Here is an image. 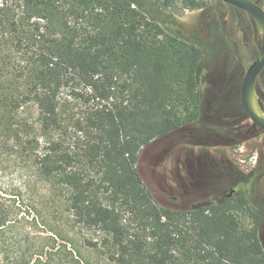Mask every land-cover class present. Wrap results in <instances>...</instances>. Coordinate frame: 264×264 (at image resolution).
I'll list each match as a JSON object with an SVG mask.
<instances>
[{
	"label": "trees",
	"instance_id": "16d2710c",
	"mask_svg": "<svg viewBox=\"0 0 264 264\" xmlns=\"http://www.w3.org/2000/svg\"><path fill=\"white\" fill-rule=\"evenodd\" d=\"M204 58L136 0H0V264H63L47 251L61 216L105 234L116 264H264L249 196L174 209L138 168L202 118Z\"/></svg>",
	"mask_w": 264,
	"mask_h": 264
},
{
	"label": "rangeland",
	"instance_id": "374dc122",
	"mask_svg": "<svg viewBox=\"0 0 264 264\" xmlns=\"http://www.w3.org/2000/svg\"><path fill=\"white\" fill-rule=\"evenodd\" d=\"M136 1L166 30L205 50L202 118L142 148L138 168L144 181L160 203L174 209L188 210L204 200L220 202L232 192V197L249 196L264 216V129L251 120L241 100L246 71L264 51V34L246 11L222 0H203L205 6L195 10H166L156 0ZM253 1L264 8V0ZM257 88L264 112V70ZM55 225L63 236L55 237L56 248L47 251L59 249L56 257L63 264H116L100 230L73 227L64 216ZM49 229L42 225L31 231L46 235ZM261 238L264 245V223Z\"/></svg>",
	"mask_w": 264,
	"mask_h": 264
},
{
	"label": "water",
	"instance_id": "95a60500",
	"mask_svg": "<svg viewBox=\"0 0 264 264\" xmlns=\"http://www.w3.org/2000/svg\"><path fill=\"white\" fill-rule=\"evenodd\" d=\"M246 11L254 20L258 33L262 29L264 34V8L253 0H222ZM264 70V51L260 57L253 61L248 67L241 86V100L244 110L251 120L261 129H264V116H261L255 109L254 102L257 99V81L259 75ZM213 203L211 200L198 201L192 205V209H198L203 206H209Z\"/></svg>",
	"mask_w": 264,
	"mask_h": 264
},
{
	"label": "bare ground",
	"instance_id": "6f19581e",
	"mask_svg": "<svg viewBox=\"0 0 264 264\" xmlns=\"http://www.w3.org/2000/svg\"><path fill=\"white\" fill-rule=\"evenodd\" d=\"M261 32L263 33L262 29L260 30V34H261ZM254 106H255L256 111H257L261 116H264V112H263V110L261 109V107L259 106V104H258V102H257V99H255Z\"/></svg>",
	"mask_w": 264,
	"mask_h": 264
},
{
	"label": "flooded vegetation",
	"instance_id": "af4514ba",
	"mask_svg": "<svg viewBox=\"0 0 264 264\" xmlns=\"http://www.w3.org/2000/svg\"><path fill=\"white\" fill-rule=\"evenodd\" d=\"M231 194H232V192H231L230 195H228L225 199L232 197ZM204 201H205V200H204ZM211 201H213V200H211ZM214 202H215V201H213V203H214ZM193 204H194V203H193ZM193 204H192V205H193ZM192 205H191V207H190L189 209H192Z\"/></svg>",
	"mask_w": 264,
	"mask_h": 264
}]
</instances>
